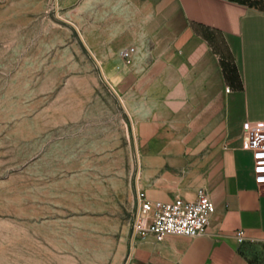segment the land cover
<instances>
[{
	"label": "crops",
	"instance_id": "0c3cea01",
	"mask_svg": "<svg viewBox=\"0 0 264 264\" xmlns=\"http://www.w3.org/2000/svg\"><path fill=\"white\" fill-rule=\"evenodd\" d=\"M61 1L124 113L135 192L168 202L203 187L215 207L203 235L130 237L125 264H264V185L243 147L264 119V0Z\"/></svg>",
	"mask_w": 264,
	"mask_h": 264
},
{
	"label": "rangeland",
	"instance_id": "374dc122",
	"mask_svg": "<svg viewBox=\"0 0 264 264\" xmlns=\"http://www.w3.org/2000/svg\"><path fill=\"white\" fill-rule=\"evenodd\" d=\"M67 20L61 0H0V264L128 255L133 137Z\"/></svg>",
	"mask_w": 264,
	"mask_h": 264
},
{
	"label": "built area",
	"instance_id": "2783aa9c",
	"mask_svg": "<svg viewBox=\"0 0 264 264\" xmlns=\"http://www.w3.org/2000/svg\"><path fill=\"white\" fill-rule=\"evenodd\" d=\"M133 51V47L122 51L121 55L126 63L131 61ZM243 147L251 152L255 183L264 185V119L244 127ZM214 210V204L203 187L196 190L194 200L176 197L168 202L151 201L137 189L130 237L137 239L152 234L158 239L165 235L194 238L206 233L210 215ZM233 237L238 244L254 241L242 229H237Z\"/></svg>",
	"mask_w": 264,
	"mask_h": 264
}]
</instances>
